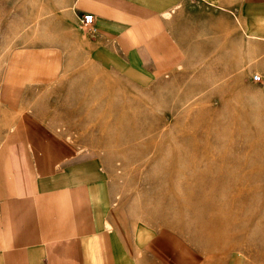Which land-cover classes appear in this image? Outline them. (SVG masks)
I'll return each instance as SVG.
<instances>
[{"label":"crops","instance_id":"crops-1","mask_svg":"<svg viewBox=\"0 0 264 264\" xmlns=\"http://www.w3.org/2000/svg\"><path fill=\"white\" fill-rule=\"evenodd\" d=\"M9 2L20 34L0 81L12 115L0 144V264H207L178 231L125 215L99 154L58 127L70 115L61 104H80L60 90L90 74L73 68L86 60L136 87L200 70L231 103H250L264 96V0ZM84 13L94 19L81 26Z\"/></svg>","mask_w":264,"mask_h":264},{"label":"rangeland","instance_id":"rangeland-1","mask_svg":"<svg viewBox=\"0 0 264 264\" xmlns=\"http://www.w3.org/2000/svg\"><path fill=\"white\" fill-rule=\"evenodd\" d=\"M9 1L0 0V81L20 34L2 11ZM69 55L82 57L75 46ZM75 66L90 74L65 79L60 96L80 104H61L70 115L58 127L99 154L125 215L178 231L207 264H264V96L233 104L200 70L136 87L89 61ZM11 116L0 107V144Z\"/></svg>","mask_w":264,"mask_h":264},{"label":"built area","instance_id":"built-area-1","mask_svg":"<svg viewBox=\"0 0 264 264\" xmlns=\"http://www.w3.org/2000/svg\"><path fill=\"white\" fill-rule=\"evenodd\" d=\"M94 16L91 13H84L80 17V24L81 26L89 25L93 22ZM253 80H259L260 76L258 74H253L252 76Z\"/></svg>","mask_w":264,"mask_h":264}]
</instances>
